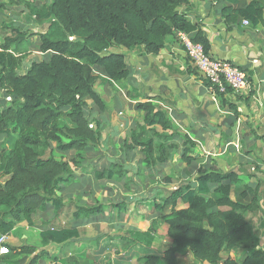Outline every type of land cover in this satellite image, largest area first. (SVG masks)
<instances>
[{"label": "trees", "instance_id": "trees-1", "mask_svg": "<svg viewBox=\"0 0 264 264\" xmlns=\"http://www.w3.org/2000/svg\"><path fill=\"white\" fill-rule=\"evenodd\" d=\"M189 1L0 0V16L7 4L22 5L28 19L45 28L32 33L10 23L0 29V138L11 141L0 151V235H9L22 222L36 227L35 216L51 213V220L41 221L39 237L44 248L79 239L84 226L124 219L132 199L86 205L70 199L64 188L76 178L74 170L83 167L81 153L101 142L104 119L89 116L86 110L90 102L100 114L107 113L95 86L117 84L128 76L125 57L116 49L158 54L168 37L184 33L208 53L209 43L200 27L181 11ZM221 15L227 30L239 21L264 26V0H249L243 8L226 6ZM32 38L37 39L43 58L24 69L26 56L16 49ZM201 80L221 104L228 93L244 99ZM156 101L144 97L134 105L142 118L119 140L116 152L121 160L104 161L97 167L95 162L90 164L96 184L145 191L138 204L150 209L152 224L166 226V247L153 244L157 236L153 226L140 234L147 238L148 254L139 263L178 264L177 258L190 255L196 264H264L260 233L251 220L264 190V181L250 170L261 173L259 166L254 162L240 168V175L225 173L210 157L195 156L197 144L174 128ZM229 108L238 117L235 108ZM227 125H233L231 118ZM71 152L75 155L69 160L57 159L58 154ZM174 159L182 165L178 177L189 180L166 191L159 185H170L176 177L166 173ZM232 188L235 200L230 198ZM63 213L71 218L67 227L57 223ZM119 239L124 246L137 242L134 237ZM5 247L8 254L0 256V264H44L50 258L47 251L34 246ZM241 251L246 254L238 260L234 255ZM86 264L95 263L91 258Z\"/></svg>", "mask_w": 264, "mask_h": 264}, {"label": "crops", "instance_id": "crops-1", "mask_svg": "<svg viewBox=\"0 0 264 264\" xmlns=\"http://www.w3.org/2000/svg\"><path fill=\"white\" fill-rule=\"evenodd\" d=\"M248 1L190 0L187 6L181 8L187 20L191 24L198 25L203 32L209 43V55L245 70L250 82V90L248 94L241 95L243 100H237L233 94L228 93L224 94V104H221L190 63L177 35L168 37L165 47L158 54L144 55L138 51L116 49V52L125 57L128 76L120 83L99 88L108 89L107 91H111L114 97L122 96L127 102L128 106L122 109L126 113L116 110L118 114L115 113L114 116L117 121L118 117L126 115L124 117H127V120L120 123L121 127L125 125L129 128L133 124L137 114L134 105L141 98H158L155 103L167 111L174 128L180 134L190 136L197 144L198 147L194 150L195 156L210 157L218 163L223 172H235L238 175L241 174L240 168L256 162L261 173H254L255 178L264 181L262 162L264 160V26L251 27L239 21L231 30H227L221 15L224 7L243 8ZM101 98L104 100L103 95ZM119 103L124 105L122 99H119ZM229 106L235 108L238 117ZM229 118L233 121L232 126L227 125ZM255 136L259 139H254ZM250 170L253 172L252 168ZM255 178L251 179V182ZM230 198L235 200V188L231 189ZM37 217L42 219L45 217L38 215L33 220L34 225L39 227L36 230L37 238L40 239V226L35 224ZM251 220L260 233V247L264 250V190L260 208L251 216ZM36 227H30L26 222L18 224L9 235H6L4 245L13 247L28 245L29 232L31 228ZM98 228L95 226L96 230ZM82 229H80V238L77 239L79 245L76 252H69L63 248L50 254L51 246L63 247L65 244H50L43 248L40 239L39 244L42 248L38 249L36 244L34 247L38 251H47L50 258L44 260V264H86L91 258L98 264L96 257L101 255L103 249L113 246V243H123L117 238L119 236L105 233L93 239H82ZM12 234H17L24 243H21L18 237H14L12 241L10 238ZM74 241L76 240L68 243ZM91 242L96 243L97 250L89 248ZM75 258H78V263H74ZM83 258L85 263H81L84 261Z\"/></svg>", "mask_w": 264, "mask_h": 264}, {"label": "rangeland", "instance_id": "rangeland-1", "mask_svg": "<svg viewBox=\"0 0 264 264\" xmlns=\"http://www.w3.org/2000/svg\"><path fill=\"white\" fill-rule=\"evenodd\" d=\"M7 6L8 9L5 10L3 14L0 16V29L2 28L3 25L8 26L10 23H12L14 25H18L22 27V29H27L29 32L32 33L44 31L45 29L44 26H37L32 19H28L30 18L28 15V11H26L22 5L7 4ZM1 42H2V38L0 35V43ZM16 50L18 53H23V55L26 56L23 61L24 69H26V67H28V65L32 61H39L43 58V55H41L37 50L36 38H32L27 44L25 43L22 44ZM111 85L112 84H109V86ZM106 86L107 85H105V87ZM99 87L100 86L97 84L95 86V90L98 94H100V98L101 95H103L104 100L102 98L101 99L108 110L107 113L100 114L97 108L90 102L86 112L88 113L89 116H95L96 118H101V120L104 119L103 122L105 125L104 126L102 125L103 126L102 129L99 130L101 142L99 143V145L89 148L88 151H86L85 153H81V155L85 159L82 165L83 167H81V169L79 170H74L76 178L71 180L68 184L64 185V188H66L67 194H69L68 196H70V199H73L76 202H79L80 204H86V205H96V204L107 205L108 203H112L116 200H119L122 197L132 199L133 203L130 202L127 205L124 219L118 220L117 218H115L111 223L98 222L96 225H88L87 227L81 230V238L89 240L103 233L109 234L111 236H119L117 238L134 237L136 238L137 241L136 244L128 243L125 244L126 246L125 247L123 244L124 242L121 240L123 242L121 244L113 243L112 244L113 246H107L106 249H103L101 251L100 253L101 255H98V257H96L98 261L97 263L98 264H106V263L140 264L139 261L142 260L143 257H145L148 254V250L144 246L147 238L140 234L145 233L149 227L153 226L157 230L156 231L157 236L154 237L153 244L155 245L163 244V246L166 247L168 243L163 239L166 231V226L159 224L158 226H156V223L152 224L151 221L153 220L154 215L150 212V209L148 207H144V205L138 204V201L141 198H143V195L146 193L145 191L142 190L138 191V189L131 187V191L129 192V191H125V189H123L120 186L115 187L105 183L96 184L91 178L90 171L92 170V168L90 164L92 162H95L97 167L100 163H103L104 161L116 160L120 158V154L116 152L118 148L117 145L120 142L119 140H122L126 136V133L128 131V126L123 125L121 127L120 125L122 121L125 122L127 120V117H124L126 116L125 114L124 116L122 115V117H118L117 121L115 120L117 118L114 119L115 113L118 114L117 111L120 110V112L121 111L125 112V110L122 109L128 106L127 102L122 96L114 97L111 91H107L108 89H100ZM119 99L120 100L122 99L124 105L119 103ZM134 121L141 122V115L136 114V117L133 119V123ZM131 126L132 125H130V127ZM4 142H8V143L3 145ZM10 143L11 141L9 140L5 141V139L0 138V151L3 147L9 146ZM47 155L48 152L46 153V156ZM74 155L75 154L73 152L68 153L66 155H62V157L60 156V154H58L57 159L62 158L67 161ZM131 166H132L131 164L127 165V167H131ZM176 166H178L179 168L176 169ZM181 168L182 165L178 162V160L174 159L172 161V166H170L169 170H167L166 173L167 174L175 173L176 177L172 180L170 185L160 184L159 187H161L163 190L171 191L180 186H183L189 179L186 176L178 177L177 171L180 170ZM251 173H255V172H251ZM81 174H83L82 177H80ZM128 176H131V174H128ZM150 183H152V181ZM152 185H150V187H154V185L153 186ZM109 189L110 191H108ZM62 197L65 198V195H62ZM107 213L108 210L105 214ZM52 218L53 215L51 213H48L45 217V219H50V220ZM42 220L43 219L41 217H37V219H35V224L42 227L41 225ZM70 221L71 218L66 216L65 213L61 214L57 218V223H59L61 226L64 227L69 226ZM95 226L99 227L98 230L95 229ZM31 229L32 230L29 232V240H28L30 244L28 243V245L34 246L36 244L38 249L42 248L41 245L39 244L40 239L37 238V234H38V231L36 230L37 228H31ZM14 237L15 238L18 237L17 239L21 243H24L21 240V237H19L17 234H12L10 236L12 241ZM100 239L101 238H99V240ZM36 240L38 244L36 243ZM78 245L79 243L76 240L73 243H67L63 245V247L51 246L49 250H50V254H54L53 252H56L58 250L61 251V249L63 248L67 249L69 252H76V250H78ZM89 248L91 250L94 249L97 250L96 243L91 242ZM245 254L246 251H241L240 253L234 256L236 259L239 260ZM73 256H75V254H73ZM83 260L84 261H82L81 263L86 262L84 258ZM74 261H75L74 263L79 262L78 258H75ZM177 261L178 264H196L192 260L190 255L185 257H179L177 258ZM159 264H164V263L161 261Z\"/></svg>", "mask_w": 264, "mask_h": 264}, {"label": "built area", "instance_id": "built-area-1", "mask_svg": "<svg viewBox=\"0 0 264 264\" xmlns=\"http://www.w3.org/2000/svg\"><path fill=\"white\" fill-rule=\"evenodd\" d=\"M243 24L249 25L247 21H243ZM177 36L185 55L200 77L217 87L221 92L228 88L235 94H248L250 82L245 70L205 53L203 47L193 43L186 34L178 33ZM90 127L93 128V126ZM5 239L6 235H0V256L8 254L4 245Z\"/></svg>", "mask_w": 264, "mask_h": 264}]
</instances>
